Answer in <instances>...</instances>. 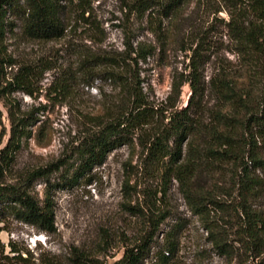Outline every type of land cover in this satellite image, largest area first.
<instances>
[{
  "label": "trees",
  "instance_id": "obj_1",
  "mask_svg": "<svg viewBox=\"0 0 264 264\" xmlns=\"http://www.w3.org/2000/svg\"><path fill=\"white\" fill-rule=\"evenodd\" d=\"M190 1L128 0L125 5L129 12L147 16L155 32L160 21L168 20L164 29L171 34L180 30L179 18ZM195 1L197 9L203 6L213 16L226 13V19L215 17L223 25L226 40L213 39L214 23L204 29L189 23L193 28L188 71L172 81L164 102L154 104L140 87L137 64L151 53L150 46L126 42L122 52L96 57L106 65L104 73L118 90L116 100L92 117V126L69 153L28 172L22 183L11 184L2 181L5 172L22 139L31 135L27 117L16 116L8 95L18 91L32 95L36 78L51 66L42 59L17 64L7 53L4 41L11 24L8 16L12 14L21 21L22 31L29 38L57 39L65 35L67 5H80L83 0H0V102L8 106L10 122L7 141L0 147V219L9 213L38 230L52 232V200L47 192L42 200L33 195L27 182L34 177L49 182L48 176L62 169L58 182L75 183L103 163L109 152L132 145L136 139L145 162L160 170L162 188L155 196L158 192L164 195L166 182L175 180L186 206L199 217L219 254L234 255L227 240L233 234L243 251L249 253L252 264H264V0ZM83 12L81 17L86 21ZM221 48L232 54L234 61L221 53ZM210 62L214 68L205 80L204 66ZM7 68H11L9 76ZM65 81V75L58 76L54 91L65 90ZM186 83L190 95L186 104L178 107L176 101ZM2 116L0 110V125ZM149 201L146 211L139 209L137 214L150 231L126 245L121 257L111 264H145L153 233L166 217L156 200ZM178 230L180 224L176 223L163 235L148 264L171 263L178 249ZM8 246L9 254H4V245L0 244V261L27 262L28 256H22L23 251L13 242ZM36 259L40 264H59L39 256ZM69 259L71 264L86 261L81 253H73Z\"/></svg>",
  "mask_w": 264,
  "mask_h": 264
},
{
  "label": "rangeland",
  "instance_id": "obj_2",
  "mask_svg": "<svg viewBox=\"0 0 264 264\" xmlns=\"http://www.w3.org/2000/svg\"><path fill=\"white\" fill-rule=\"evenodd\" d=\"M127 1L83 0L80 5H67L65 35L47 41L29 38L22 31L21 21L9 14L11 24L4 41L7 53L17 64L37 63L42 59L51 69L36 78L32 95L22 91L8 95L16 116L27 117L31 137L22 139L2 181L22 183L28 172L62 158L92 126V117L103 113L104 108L116 100L118 90L106 77V65L99 63V57L122 52L126 42L132 46L138 43L150 46L151 53L138 60L137 69L142 91L157 105L165 101L172 81L188 71L192 53L189 34L193 28L189 23L200 29L214 23L213 39L226 40L222 23L215 20V17L226 19L224 11L213 16L203 6L197 9L196 1L191 0L179 18L180 30L170 34L164 29L168 20L160 21L155 32L147 16L127 10ZM83 10L86 21L81 17ZM221 51L234 61L232 54L222 48ZM213 68V62L204 66L205 80ZM10 72L11 68H7L6 75ZM61 75H65L66 88L57 92L53 88L54 81ZM189 95L186 83L176 105L184 106ZM7 109L1 101L0 147L6 143L10 131ZM63 171L53 172L48 176L49 182H45L44 177H34L26 184L41 200L48 193L53 204L54 230L46 233L6 213L0 219V244L4 245V254H9L8 242L11 241L23 251L22 256H28L24 264H40L38 256L59 264H71L69 258L73 253L85 256L84 264H111L121 257L126 245L150 231L137 213L139 209L146 211L149 200H156L166 217L153 233L145 264L153 258L163 235L176 223L180 224L176 237L178 249L168 264L253 262L233 234H229L227 240L234 255L225 257L216 251L201 220L186 206L175 180L166 182L164 195L158 192L155 196L162 188L161 173L145 162L136 139L132 145H122L109 152L103 163L95 165L75 183L58 182ZM222 185L226 187L228 183L222 182ZM0 264L7 263L1 260Z\"/></svg>",
  "mask_w": 264,
  "mask_h": 264
}]
</instances>
